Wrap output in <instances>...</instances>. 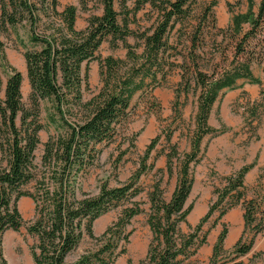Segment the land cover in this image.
I'll use <instances>...</instances> for the list:
<instances>
[{
	"label": "trees",
	"instance_id": "1",
	"mask_svg": "<svg viewBox=\"0 0 264 264\" xmlns=\"http://www.w3.org/2000/svg\"><path fill=\"white\" fill-rule=\"evenodd\" d=\"M96 1L102 5V14L92 15L84 29H77L78 9L75 5L59 11V0H0V32L24 22L29 25L30 46L26 47L24 57L31 88L29 105L24 108L22 74L11 66L4 98L0 100V151L7 154V167L0 171V264H9L2 249L4 233L9 229L18 230L25 223L17 206L23 196H29L35 204V219L27 226L28 234L35 239L30 247L34 264H115L117 258L127 252L132 233L128 226L143 212L141 201L136 199L142 193L138 182L142 174L152 169L147 161L158 137L147 146L134 176L121 186L110 187L104 183L99 194L92 196L82 190L81 179L94 166L103 147L123 134L133 95L146 84L160 82L158 73L165 79L174 66L167 54L174 47L169 41L170 36L179 23L191 16L196 0ZM246 1V11L233 13L229 25L233 35L240 36L231 65L210 74L196 65L194 78L201 91L191 149L180 153L173 144L167 153L169 175L173 173V160H179L178 179L170 200L163 197L161 180L148 193L151 203L147 222L152 237L140 264H189L186 260L207 241L206 236H202L204 224L219 212L214 223L217 224L238 205L244 210V230L233 247L234 258L248 254L254 239L263 231L264 227L256 222L258 206L252 200H246L244 184L246 174L255 163L225 176V185L215 189L216 199L207 213L195 226L189 225L188 232L181 229L193 209L192 204L187 206V201L194 184V166L202 160V140L206 135L216 136L223 132L208 123L213 105L226 90H234L245 83L262 84L251 68L252 60L238 59L245 54L246 43L258 35L264 24V0L260 1L258 11L255 10L256 0ZM116 2L123 12L122 24ZM87 3L81 0L84 9ZM146 5L157 11V18L152 27L133 31L129 27V15L135 16ZM215 5L217 0H212L203 7L204 20L212 16ZM196 28L189 39L192 60L196 59L194 52L202 35V23L199 22ZM129 36L142 40L141 54L136 53L135 46L127 41ZM109 37L114 48L118 41L123 43L127 49L125 60L110 55L105 59L97 56L99 47ZM4 49L5 44L0 39V53ZM95 59L100 63L102 87L96 96L84 101L82 87L83 83L88 87V83L87 75L82 76V65ZM146 78L150 79L149 83ZM45 100L51 103L47 119L55 127L56 134L50 135L44 144V171L37 173L34 159L41 139L39 132L44 128L39 117L41 103ZM167 141H171V135ZM32 182L35 185L30 192L25 188ZM118 207H122L118 218L96 236L93 231L96 219ZM251 226L254 232L245 241ZM227 233L225 227L213 247L209 264H217V256L225 251ZM86 236L96 242L95 247L72 258ZM128 264L133 263L129 260Z\"/></svg>",
	"mask_w": 264,
	"mask_h": 264
},
{
	"label": "rangeland",
	"instance_id": "2",
	"mask_svg": "<svg viewBox=\"0 0 264 264\" xmlns=\"http://www.w3.org/2000/svg\"><path fill=\"white\" fill-rule=\"evenodd\" d=\"M86 1L88 3L84 9L81 0H59V11L68 5L77 7V29H84L92 15H100L103 12L102 5L98 1ZM211 1L196 0L192 6L191 16L176 26L177 32L174 30L169 40L174 47L167 52L169 61H174V66L165 79H162V73H158L160 82L146 84L142 90L133 95L129 107V120L123 134L114 143L103 147L94 166L81 179L82 190L92 196L99 194L104 183L110 187L121 186L134 176L140 168L147 146L152 139L158 137L155 149L147 161V165L152 169L142 174L138 182L142 193L136 199L141 201L143 212L135 216L128 226V230L132 233L127 252L117 258L115 264H128L129 260L133 264H140V261L144 259L152 237L147 222L151 203L148 193L152 186L161 180L164 190L163 197L168 201L176 187L179 160H173V173L169 175L167 153L171 151L173 144H176L180 153L191 149V138L196 126L198 95L201 91L194 78L196 65L205 73L220 72L224 67L231 65L230 62L237 51L235 48L240 36L233 35L229 25L233 13L246 11L247 1L217 0L212 16L204 20L202 9ZM260 1L256 0V11H258ZM128 5L133 6L132 2ZM115 7L121 12L119 21L122 24L123 12L119 2L115 3ZM157 15L156 10L146 5L135 16L129 15V27L133 31H144L152 27ZM199 22L202 23L203 31L194 52L196 59L192 60L189 55L191 51L189 39L196 32ZM220 29L223 31L220 32ZM245 29H248L247 25ZM179 34L180 37H178ZM257 34L246 43L245 54H241L238 59L252 60L251 68L254 74L260 77L262 84L245 83L234 90H226L220 94L213 105L208 123L223 132L216 136L206 135L202 140V160L194 166V184L187 201V206L192 204L193 209L187 217V222L181 225L184 232H188L189 225L195 226L207 213L216 199L215 189L225 185V176L251 163H255V166L244 178L246 200H252L257 204L256 222L264 227V24ZM29 35V25L25 22L0 32V39L5 44L4 52L0 53V100L4 98L7 79L11 74L10 67L13 66L22 74L21 101L24 108L29 105L31 91L24 57L26 47L30 46ZM127 41L135 46L136 53H142V40L129 36ZM126 53L127 49L121 41H118V46L114 48L111 46L109 37L99 47L97 56L105 59L110 55L116 59L125 60ZM99 67L100 63L97 59L89 63L84 62L82 65V76L87 75L88 83V87L85 83L82 87L84 101L96 96L102 87ZM149 81L150 79L146 78V83ZM187 83L188 89H186ZM49 111H51V103L45 100L41 103L39 117L44 128L39 132L41 139L35 150L34 159L37 173L44 171L42 166L44 144L50 135L56 134L55 127L51 126L47 119ZM17 123L20 125V119ZM168 135H171L170 142L167 141ZM4 167H7V154L0 151V171ZM34 185L35 183L32 182L25 189L32 192ZM227 202H224V206ZM17 206L25 223L18 230L9 229L4 233L3 254L9 264H34L30 247L35 239L28 234L27 226L35 219V204L29 196H23L18 200ZM233 209L239 211L241 213L239 217L243 218L244 210L241 205ZM121 212L122 207H118L96 219L93 224L94 234L101 235ZM228 213L217 221V224H214L219 215V212H216L204 224L202 236H206L207 241L193 257L186 260V263L209 264L218 236L226 227L228 233L224 241L225 251L217 256V264H237L238 262L264 264V228L254 239L251 251L244 256L234 258L232 250L240 240L243 231L229 242L236 225L228 219ZM230 230L233 231L230 234L231 239H229L230 235L228 238ZM253 232L254 228L251 226L247 229L244 240L248 241ZM95 243L89 237H84L72 258L89 248H94Z\"/></svg>",
	"mask_w": 264,
	"mask_h": 264
},
{
	"label": "crops",
	"instance_id": "3",
	"mask_svg": "<svg viewBox=\"0 0 264 264\" xmlns=\"http://www.w3.org/2000/svg\"><path fill=\"white\" fill-rule=\"evenodd\" d=\"M240 214L241 213H239V211L234 210V209H232L228 213V219L232 222H235V225H236L234 232L230 230L228 234V238H229V235L231 234V232H233V237L229 242H231L238 234H240V232L244 230V218H240L239 217Z\"/></svg>",
	"mask_w": 264,
	"mask_h": 264
},
{
	"label": "bare ground",
	"instance_id": "4",
	"mask_svg": "<svg viewBox=\"0 0 264 264\" xmlns=\"http://www.w3.org/2000/svg\"><path fill=\"white\" fill-rule=\"evenodd\" d=\"M231 237H232V235H230V238L229 239H231ZM228 241V240H227Z\"/></svg>",
	"mask_w": 264,
	"mask_h": 264
}]
</instances>
